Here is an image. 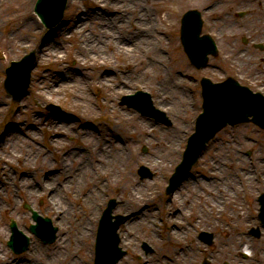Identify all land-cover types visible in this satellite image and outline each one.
<instances>
[{
	"label": "rangeland",
	"instance_id": "374dc122",
	"mask_svg": "<svg viewBox=\"0 0 264 264\" xmlns=\"http://www.w3.org/2000/svg\"><path fill=\"white\" fill-rule=\"evenodd\" d=\"M4 1L5 11L3 19L0 21V203L5 200L3 206H8V208L0 210V250H4L3 254L0 253V261L34 264L30 260L35 255L31 249V244L35 242L43 247V251L38 253L39 257H47L52 260V264H93L97 225L108 199L118 200L112 214L125 215L126 195L120 186L131 179H136L141 184L140 190L144 193V200L138 206L139 208L147 207L149 212L148 216L138 223L135 235L130 238L125 236L123 240H120L119 245L122 248H128L129 252L128 256L120 259L117 264H157L167 243L165 231L171 227V222L167 219L175 215L179 205L175 196L172 195L173 193H165V186L174 166L181 159L186 139L193 130L194 118L201 110L200 78L208 76L217 81L230 75L241 84L264 94V0H203L208 1L206 5L194 0H186L181 4H175L169 0H141L134 4L131 0L130 2L128 0H98V2H102L103 8L107 11H110L112 6H117L116 11L126 17L132 14L135 17L136 12L139 11L145 16V19L152 21L154 28L159 31L162 37L159 45L162 50L159 69L160 71L164 70L173 79L172 82L178 83L179 91L177 90V92L182 94L177 96L170 95L168 90L172 89L171 85L168 88L160 87L159 84L156 86L157 83L150 86V82L145 79L141 80V84L134 83V72L137 70L150 71L152 68L150 65L148 67L146 60L151 52L143 55L137 54L131 60L127 57L123 58L114 53L111 46L113 38L108 34H104L102 38L98 39L104 44V47L101 48L105 53L104 59L99 56L101 60L98 61L82 60L80 43L83 36L80 31L75 30V21L81 13L85 12L89 17L86 29H91L94 32L92 37L94 38L98 34L97 28L101 24L100 20L91 17L98 2L67 0L60 22L52 28H47L33 10L35 0ZM134 6L136 9L133 10ZM159 6H163V8H159ZM191 8H196L201 12L202 32L210 33L218 46L217 56H210L208 64L200 69H196L189 62L179 40L180 17L185 10ZM238 11H245V14L238 16ZM24 15L31 16L37 24H31L26 29H17L18 23ZM143 21L145 20L143 19L141 23ZM10 27L14 32V36L10 40L11 44L8 42L3 44V38L8 36L5 31ZM129 29L131 30L132 27ZM124 34L126 35V33ZM21 35L25 39L19 42ZM243 38L247 42H243ZM46 39L58 44L63 58L56 57L58 60L55 61L54 56L50 54L47 56L49 52L44 53L43 51L39 55L37 47ZM18 42L19 44H17ZM253 43H260L263 48L255 47ZM9 45H12V52L9 51ZM30 50H34L35 61L30 73L29 85L26 94L19 100L13 101L10 93L3 89L4 69L12 60L20 58ZM144 50V48L141 49V51ZM96 53L95 49L90 52L91 55ZM73 55L76 56V59L73 58ZM118 70L123 72V76L129 82L125 84L126 91H117L119 87H122L116 77ZM76 71L85 79L84 86L90 104L88 108H80L71 102L69 91L72 87L59 92H50L45 96L36 92L39 85L42 87L51 86L53 79L60 73H75ZM105 72V75L109 76V83L102 84L96 76L98 73ZM158 78L161 77L158 76ZM137 89L148 91L151 94L154 105L162 109L170 118L172 122L170 126L158 123L153 117L143 115L136 109L120 103L122 95L134 93ZM46 96H48L47 99ZM48 102L60 106V114L68 117V121L73 125L69 130L55 132L48 128L54 119V115L45 108ZM34 114L40 115V118L34 119L32 117ZM130 116L134 117L133 120L126 122V118ZM139 121L147 123L148 127L138 126ZM113 126H115L114 133L110 131ZM150 126L154 127L153 130L149 133L145 132L149 130ZM84 130L89 131L88 137L80 139L79 136ZM5 131L12 132L11 137H18L16 142L9 143L8 146L12 151L20 150V152L7 153L8 155L4 153L8 152L7 146H3L1 143ZM138 132L140 135L136 134ZM177 133L174 149L169 151L163 144L169 140L170 135ZM33 136H36V145L32 141ZM53 136H57L61 141L71 146L78 145L81 141L91 144L95 139H104L107 142L106 145L109 146L115 140L114 137H117L120 145L124 147V161L120 165L113 164V168L119 172V181L104 183L99 195L95 197V206L99 211V216L90 223L92 233L81 241L83 247L78 249H73L71 243L74 234L73 224L83 212V189L89 183L94 186L97 184L96 172L103 167L104 162L98 164L94 156L86 154L89 169H92V181H89L87 177L85 180L82 177L72 180V186L69 188L77 196L76 203L70 197L71 192L62 191L60 197L65 202L62 206L66 207L68 204H72L76 211L68 219L60 220V226L44 211L46 202L44 197L41 198L33 194L27 196L24 190L17 191L16 178L8 182L3 181V177L20 176L19 174L23 170L21 168H24L21 165V157L25 153H33L35 147H39L41 154L44 153L46 156L38 155L33 158L35 155H31L33 159L27 166L32 175L31 180L38 181L40 177L47 174L49 164L54 170L63 166L64 164H61L64 158L63 153L67 152L68 147H61L59 140L58 146L52 148L48 140ZM21 140L26 141L31 147L22 143ZM144 148L145 150H143ZM43 158L45 161L42 160ZM217 161L221 167L215 170L214 164ZM71 162L73 163L70 164ZM242 162L245 164L242 173L248 171L250 178L244 179L242 174L238 173L235 180V186L238 189L234 198L237 207L243 214L234 220L235 224H231L227 223L225 212L219 215L212 212V215L207 214L202 217L199 227H188L183 232L184 241L189 248L195 249L188 253V264H199L202 261V256L212 257L216 264H220L223 260L231 263L240 260L241 257L237 256L236 247L233 245L234 239H226L229 230L235 236L248 237V245L260 246L257 247V250L264 252V228L260 226L262 233L258 238L247 234L250 227L260 225L257 214V196L264 192V130L252 123L226 126L217 133L214 139L208 142L185 178L189 177V180L194 183L199 179L195 183L196 185L200 183L201 179L204 183L219 181L217 178L224 177V172L232 173V168H241ZM64 163L72 169L78 167L72 157L65 158ZM139 165L147 166L153 175L141 179L137 173ZM210 170H215L216 175L213 176L209 172ZM57 181L62 184V177H58ZM2 184L4 185L1 186ZM66 186H68L67 183L63 184V187ZM186 191L180 192L176 197L180 199ZM8 194L11 199H15L14 205L10 203L8 205L5 197ZM200 200L207 204L212 202V199L205 195ZM25 204H29L37 212L51 219L52 225L57 229L56 237L52 242H44L30 231L29 226L34 223V220ZM10 218H13L18 228L29 237V246L21 254H15L6 244L10 235ZM151 220H153V224L151 222L148 227L146 222ZM180 220H183L185 225L190 223V217H181ZM225 224L229 229L223 227ZM62 225L63 228H61ZM123 229V223H121L117 230L119 238L123 237ZM149 229L153 231L152 234ZM201 229L213 234L212 243L208 245L199 240L200 245L196 247L194 243L198 241L197 236ZM57 237H60V250L52 251V245ZM143 241L151 246L152 252L145 253L143 251L141 248ZM70 259L74 260V263H71ZM251 262L258 263L256 257L251 258Z\"/></svg>",
	"mask_w": 264,
	"mask_h": 264
},
{
	"label": "bare ground",
	"instance_id": "6f19581e",
	"mask_svg": "<svg viewBox=\"0 0 264 264\" xmlns=\"http://www.w3.org/2000/svg\"><path fill=\"white\" fill-rule=\"evenodd\" d=\"M140 1L141 0H131L133 4L134 2L138 3ZM169 1L175 4L186 2V0ZM194 1L204 3L205 5L208 3V1L205 2L203 0ZM3 2L5 1L0 0V21L3 19L5 11ZM93 2L96 3L98 2V0H93ZM128 2H130V0H128ZM112 7L113 8L110 11H107L103 8L102 2H98V4L96 5L94 11L92 12L93 16L91 17L100 20L101 24H99L97 28L98 34L94 38H92L94 36V32L91 29H86L87 21L89 18L87 17L86 13L83 12L76 18L75 30L80 31L82 33L81 36H83V40L80 43V48L83 55L82 60L92 59L94 61H98L101 60V58L104 59L103 56L105 53L101 50V48L104 47V44L98 39L102 38L104 34H108L111 38H113V43H111V46L114 50V53L122 56L123 58L127 57V59L131 60L137 54L143 55L145 53L151 52L146 60L148 62V67L150 65L152 68L150 69V71L144 72L137 70V72H134V83H140L141 80L145 79L150 82V86H154L157 83L156 86H158L159 84L160 87L168 88V86L171 85L172 89L168 90L171 96L182 94L177 92L178 83L172 82L173 79L167 73H165L164 70L160 71L159 69V67L161 66L160 60L162 58V50L160 49L159 45L162 37L159 31L154 28V24L152 23V21L150 19H145V16L140 14L139 11L136 12V19H134L135 17L133 14L129 17H126L122 15L121 12L116 11L117 6ZM132 8L133 10L136 9L135 6ZM159 8H163V6H159ZM149 14L151 15V13ZM146 15H148V13ZM143 19L145 21L141 23ZM18 24L19 26L17 27V29H26L31 24L37 23L36 21H34V19L31 18V16L24 15ZM129 27H132V29L130 30ZM5 32L8 36L7 38H3V44L7 42L10 43L11 38H13L14 36L13 28L11 27L8 28ZM124 33H126V35ZM24 39L25 37L21 35L19 42L23 41ZM19 42L17 44H19ZM11 47L12 45H9L8 48L9 51L12 52ZM143 48L145 50L141 51V49ZM93 49L97 50V53L95 55L90 54L91 50ZM37 51L39 52V55L42 51L44 53L49 52L47 53V56H49L48 54L54 56L55 61L58 60V58L56 57H60V59L63 58V54L59 51L58 44L53 41H47V39L38 45ZM73 58L76 59V56L73 55ZM105 74L106 72L98 73L96 76L102 84L109 83V76ZM116 75V77H118L119 81L121 82L120 86H122L119 87L117 91H126L127 88H125V84H128L129 82L126 81V78L123 76V72L118 70ZM158 76H160L161 78L159 79ZM84 80V77H82L78 71H76L75 73L62 72L53 79V84L51 86L42 87L41 85H39V87L36 88V92L41 96H45L50 92H59L61 90H67L69 87H72V89L69 91L71 93V102H73L75 106H78L80 108H88L90 104L85 91ZM47 98L48 96H46V99ZM32 117L34 119H39L40 115L34 114ZM133 118V116L127 117L125 121L128 122L129 120H133ZM68 120L69 118L64 115L54 116V119L52 120L51 124H49L48 128L55 132L67 131L71 126H73L72 123ZM138 126L148 127L147 123L140 121ZM153 128L150 126L149 130L145 132L149 133L153 130ZM110 131L114 133L115 126H113ZM88 132V130H84L82 135L79 136L80 139L88 137ZM11 133L5 131V134L2 135L1 143L3 146H7L8 148V152H4L6 155L11 153L16 154V152H20V150L14 152L12 151L11 147L8 146L9 143H14L18 140L17 136L11 137ZM136 134L140 135L139 132ZM177 137L178 133L170 135L169 140L164 142L165 144L163 145H166L169 151L173 150L174 143L176 142ZM35 138L36 136H33L32 141L36 145ZM114 138L115 140H113L111 142V145L109 146L106 145L107 142L104 139H95V143L91 142V144L86 141H81L80 144L71 146L64 141H61L57 136H53L48 140L52 148L58 146L59 140L61 147H68L67 152L63 153L64 158L61 161V164H64L63 166H61L57 170H54L52 165H50L48 162L49 170L47 171V174L40 177L38 181L31 180L32 175L27 166H29L32 159L38 157V155H43V157L46 156V154L44 153L41 154V149L39 147H35L33 153H25L23 157H21L20 155L21 165L24 166V168H21L23 170L19 174L20 176L10 175L9 177H3V181L8 182L16 178L17 182L16 185H14L17 188V191L24 190L27 196L33 194L41 198L44 197L46 200L44 211L49 214L50 217L54 219V222H56L60 226V220L63 221L64 219H68L70 215L76 211L72 204H68V206L66 207L62 206L65 203L60 197L62 191L67 190L68 192H71L69 186H72V180L76 177H82L83 180H85L87 177L89 181H92V169H89V161L86 154L94 156L98 164L104 162L103 167L100 170L98 169L96 172L97 184L94 186L89 183V185H86L83 189V212L80 215V218L73 224L74 234L72 235L71 245L73 249L82 248L83 243H81V241H83V239L85 238H88L92 233L90 223H92L95 218L99 216V211L95 206V197L99 195V191L104 183H117L119 181V172L117 169L113 168V164L116 163L120 165L124 161V147L120 145L119 138ZM21 142L25 145H29L26 141L24 142L21 140ZM31 155L35 156L31 158ZM67 157H72L76 161L78 165L76 169H72V167H68V165L64 163L65 158ZM42 160H44V158ZM72 163L73 162H71L70 164ZM214 165L215 170L220 169L219 167H221L219 161L215 162ZM241 166L242 167L239 169L232 168V173L224 172L225 176L222 178L216 177L219 181L204 183L201 179L198 185H196L195 183L198 182L199 179H197L195 183L193 181H190L189 177H186L182 181L178 189H176L172 194L175 196V199L176 201H178L179 205L177 211L175 212V215L170 216L167 219L169 222H171V227L165 231L167 243L165 244L166 246L164 251L161 253L159 259L157 260V264H188V253L193 252L195 249L188 247L187 243L184 241L183 232H185L188 227H199V224L202 223L203 216L207 214L212 215V212H215L217 215L225 212L227 223L235 224L234 220L238 217H241V215L243 214V212L240 211L237 207V202L234 198L235 192L238 189V187L235 186V180L237 179L238 173H241L244 179L250 178V174L248 171L242 173V171L244 170L242 168L245 167L244 162L241 163ZM215 170H210L209 172L214 176L216 175ZM60 176L62 177V184L57 181L58 177ZM190 178L192 179L193 177ZM66 183L68 184V186L63 187V184L66 185ZM3 185L4 184H2L1 186ZM140 187L141 184L136 179H131L124 185L120 186V188L123 192H125L126 195L124 213H126L125 215L127 216L126 220L123 222L124 229L122 230L123 237H121V240H123L125 236H128L130 238L131 236L135 235V228H137L138 223H140L143 218H146L148 216V208H139L138 206L144 200V193H142ZM189 188H191V190H189ZM182 191H186V193H184L183 196L178 199L176 196L180 192L182 193ZM204 195L210 197L212 199V202H209V204L203 203L200 198ZM5 197L7 199L8 205L9 203L11 205L15 204V199H11L9 194L5 195ZM70 197L73 202L76 203L75 201L77 199V196L73 191L71 192ZM3 203H5V200L0 203V210L8 208V206L4 207ZM181 217H190V223L185 225V223L182 222L183 220H180ZM151 222L153 224V220H151L150 222L147 221L146 225L150 227ZM223 227L229 229L226 224L223 225ZM61 228H63V225L61 226ZM149 232L152 234L153 231L149 229ZM226 239H234L233 245L236 247L237 252H243L245 254L248 253V237L235 236L233 232L229 230L227 231ZM194 245L196 247L200 245L199 239L198 241H195ZM31 249L35 253V255L30 260V262H33L34 264H52V260H49L47 257H39L38 253L43 251L42 245L34 242L33 244H31ZM51 250H60V237H57L56 241L52 245ZM3 251L4 250H0V253L3 254ZM70 261L71 263H74V260L70 259ZM0 264L16 263L13 261L9 262L7 260H1Z\"/></svg>",
	"mask_w": 264,
	"mask_h": 264
},
{
	"label": "water",
	"instance_id": "95a60500",
	"mask_svg": "<svg viewBox=\"0 0 264 264\" xmlns=\"http://www.w3.org/2000/svg\"><path fill=\"white\" fill-rule=\"evenodd\" d=\"M65 3L66 0H37L35 11L44 24L47 27H51L61 19ZM201 23L200 13L196 10H189L183 15L181 40L190 60L197 67H201L206 63L208 53L216 54L215 44L212 39L208 35L199 36ZM33 60L34 54L30 52L20 61L11 62V66L7 68L5 88L13 95L15 100L24 94L28 86ZM201 83L204 99L203 112L197 118L195 132L188 139L183 159L177 165L175 172L170 178L167 192H171L178 181L185 175L186 171L196 160L197 155L204 147L206 141L226 123L250 120L264 128V96L260 93H253L246 87L238 86L237 82L232 78H227L219 83H212L208 79L202 78ZM122 102L128 106L137 108L142 113L155 115L156 118L167 123L169 122L162 111L153 107L150 95L146 92L138 91L134 95L125 96ZM48 108L55 111L58 110V107L52 105H48ZM139 173L141 176L150 174L144 166L139 168ZM262 201L264 202V199ZM115 205L116 201L111 199L104 212V222L100 227L102 230L99 233L97 245V255L99 259L102 256V259L97 264H105L103 258L107 254H110V260L106 264H115L118 257L123 253L117 247L118 237L115 230L124 218L117 216L114 222H110L112 217L110 213ZM32 212L38 224L42 220H46L48 223L49 220L47 218H41L35 211ZM262 216L264 218V203ZM38 224L32 225L31 229L41 234V226ZM107 225L108 227L106 228ZM11 229L13 233L8 244L16 252L26 249L28 238L23 236V239L18 242L22 233L17 230L14 221L11 222ZM204 235L210 239V234ZM52 236L53 231H51L50 240L53 239Z\"/></svg>",
	"mask_w": 264,
	"mask_h": 264
},
{
	"label": "flooded vegetation",
	"instance_id": "af4514ba",
	"mask_svg": "<svg viewBox=\"0 0 264 264\" xmlns=\"http://www.w3.org/2000/svg\"><path fill=\"white\" fill-rule=\"evenodd\" d=\"M244 259L237 260L234 263L231 264H264V252H260L259 255H257V258H259L261 261L258 263L251 262V257H247L245 255L242 256ZM255 257V255H254Z\"/></svg>",
	"mask_w": 264,
	"mask_h": 264
}]
</instances>
